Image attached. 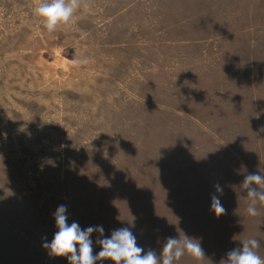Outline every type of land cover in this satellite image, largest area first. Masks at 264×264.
I'll use <instances>...</instances> for the list:
<instances>
[{
    "label": "rangeland",
    "instance_id": "rangeland-1",
    "mask_svg": "<svg viewBox=\"0 0 264 264\" xmlns=\"http://www.w3.org/2000/svg\"><path fill=\"white\" fill-rule=\"evenodd\" d=\"M37 3L0 0V264H70L42 246L59 205L103 226L94 254L128 227L157 253L200 242L173 264H226L249 238L264 258L241 186L264 175V0H82L51 33Z\"/></svg>",
    "mask_w": 264,
    "mask_h": 264
},
{
    "label": "clouds",
    "instance_id": "clouds-1",
    "mask_svg": "<svg viewBox=\"0 0 264 264\" xmlns=\"http://www.w3.org/2000/svg\"><path fill=\"white\" fill-rule=\"evenodd\" d=\"M82 0H38L34 8L37 17L43 20V26L51 33L59 25H68L73 21L75 13L80 9ZM87 63V59L76 60L74 64ZM242 188L246 190L249 204L246 209L250 216H257V203L264 204V175L249 173L244 176ZM217 193L223 194V188L218 183L214 185ZM211 209L216 216L226 213V209L216 195L211 197ZM67 206L59 205L54 212L55 227L50 242L42 246L51 255L67 257L70 264H97V261L110 260L112 264H173L185 253L196 260H203L205 252L197 239L187 235L169 237L157 253L153 249L145 250L137 243V238L128 227H121L111 232L110 236L97 239L95 243L101 250L94 254V242L90 238L93 232L104 233L102 225L89 226L82 229L73 221L68 223ZM241 247L227 252L226 264H264V258L258 255L256 249L260 243L256 238L244 239Z\"/></svg>",
    "mask_w": 264,
    "mask_h": 264
}]
</instances>
